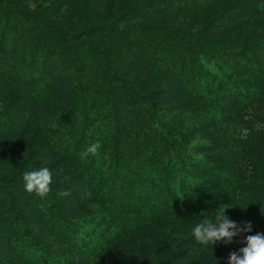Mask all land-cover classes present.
<instances>
[{
  "label": "trees",
  "instance_id": "obj_1",
  "mask_svg": "<svg viewBox=\"0 0 264 264\" xmlns=\"http://www.w3.org/2000/svg\"><path fill=\"white\" fill-rule=\"evenodd\" d=\"M260 209L264 0H0V264H228Z\"/></svg>",
  "mask_w": 264,
  "mask_h": 264
},
{
  "label": "clouds",
  "instance_id": "obj_2",
  "mask_svg": "<svg viewBox=\"0 0 264 264\" xmlns=\"http://www.w3.org/2000/svg\"><path fill=\"white\" fill-rule=\"evenodd\" d=\"M100 148L99 141L91 143L79 154L81 160H85L89 156L95 157ZM22 180L26 192L44 199L51 191L52 172L47 167L25 171L22 174ZM227 209L229 208H225L211 219L208 218V214L200 213V216L204 218L192 229V236L198 245L206 248L209 244L214 246L219 241L231 243L234 237L252 231L251 222L238 226L231 221L226 215ZM261 214L264 215V212L261 211ZM242 243L246 246L241 247L238 252H231L228 264H264V234L248 235Z\"/></svg>",
  "mask_w": 264,
  "mask_h": 264
},
{
  "label": "rangeland",
  "instance_id": "obj_3",
  "mask_svg": "<svg viewBox=\"0 0 264 264\" xmlns=\"http://www.w3.org/2000/svg\"><path fill=\"white\" fill-rule=\"evenodd\" d=\"M186 22H188V21H186ZM201 23H202V22H197L196 24H201ZM196 24L193 25V28H195ZM186 29H187V28H186ZM183 100H184L186 103H180V104L175 103V104L181 106L183 109H186V108H188V106H190V105L196 103L195 101H191V100H187V99H183ZM187 104H188V105H187ZM186 105H187V106H186Z\"/></svg>",
  "mask_w": 264,
  "mask_h": 264
}]
</instances>
